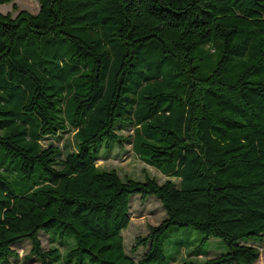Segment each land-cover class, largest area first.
<instances>
[{"label": "trees", "instance_id": "16d2710c", "mask_svg": "<svg viewBox=\"0 0 264 264\" xmlns=\"http://www.w3.org/2000/svg\"><path fill=\"white\" fill-rule=\"evenodd\" d=\"M6 2L18 12L0 10V264L27 238L37 264H253L264 243V0H39L37 12ZM66 131L74 149L54 139ZM126 141L168 178L98 165ZM135 193L166 209L136 237L142 256L123 235ZM184 226L226 250L168 255L167 232Z\"/></svg>", "mask_w": 264, "mask_h": 264}, {"label": "rangeland", "instance_id": "374dc122", "mask_svg": "<svg viewBox=\"0 0 264 264\" xmlns=\"http://www.w3.org/2000/svg\"><path fill=\"white\" fill-rule=\"evenodd\" d=\"M20 9H28L32 12H37L40 7L39 0H15ZM0 10L3 12L12 11L13 14H17L18 10H12V2H6L0 4ZM205 65H212V60H205ZM124 132L128 133L129 130L126 128ZM73 131H66L60 139L54 137V139L60 144L64 145V149H74L76 142ZM125 147H115V152L107 156L98 158V165L105 167H115L122 175L130 174L138 176L136 178L145 179L146 174L156 176L160 181H164L166 178L163 171L158 167L149 164L142 160L133 150L132 143L130 141L125 142ZM117 149V150H116ZM107 147L101 148V154L108 153ZM8 172L10 178L14 179L16 176L14 169V161L9 163ZM132 218L128 227L123 229L125 249L134 254L142 256L146 251L144 245H141L135 252H133L132 245L136 242L138 235H146L150 225L158 224L165 216L166 209L161 200L154 194L142 196L141 193H135L132 196ZM192 229V230H191ZM165 239V252L170 255L171 252H175L179 247L181 250H186L190 247L200 246V251L204 255L203 258L219 254L226 250V244L222 238L212 237L208 240H202L203 233L195 228L189 226L173 228L167 232ZM42 242L44 247L48 248L52 243L50 235L46 232L41 234ZM17 242L15 247L20 252L18 260L14 259V264H37L38 261L35 257L25 259L24 256L30 250V240ZM29 241V242H28ZM74 241V239H73ZM169 243H171L169 245ZM184 253V251H183ZM182 257V256H181ZM201 257V256H200ZM183 259V258H182ZM182 259H179L180 262ZM177 263V262H175ZM173 263V264H175ZM253 264H264V243L261 245V253L259 258Z\"/></svg>", "mask_w": 264, "mask_h": 264}]
</instances>
